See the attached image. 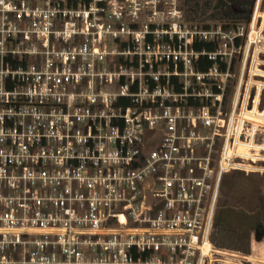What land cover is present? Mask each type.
Returning a JSON list of instances; mask_svg holds the SVG:
<instances>
[{
    "label": "built area",
    "instance_id": "obj_1",
    "mask_svg": "<svg viewBox=\"0 0 264 264\" xmlns=\"http://www.w3.org/2000/svg\"><path fill=\"white\" fill-rule=\"evenodd\" d=\"M260 5L0 0V264H264L211 241L222 177L247 172Z\"/></svg>",
    "mask_w": 264,
    "mask_h": 264
},
{
    "label": "rangeland",
    "instance_id": "obj_2",
    "mask_svg": "<svg viewBox=\"0 0 264 264\" xmlns=\"http://www.w3.org/2000/svg\"><path fill=\"white\" fill-rule=\"evenodd\" d=\"M261 5L258 11V16L256 18V26L260 28L263 35V41L259 45V49L261 50L260 55L258 56L257 64L255 66L250 67V72L255 75H260L259 78L253 77L252 81L257 80L264 87V0H260ZM197 22V21H195ZM212 21H204L200 23H206ZM238 70H239V62L235 60L233 67V75L230 90V97L233 93V87L235 88L234 83L238 78ZM253 83V82H252ZM249 100L244 113V129H246L245 144L242 153L247 157L246 161V169L247 172H236L230 171L226 173L221 180L219 195L217 198L216 206H215V217L217 214L221 212V206H223L224 202H228L230 205V211H235L237 213H242L244 216H248L250 212L261 215V219H264L262 216V207L264 206V90L262 91L258 105L255 108H252V95L254 93L253 88H249ZM264 89V88H263ZM228 113L229 108L228 105L223 110ZM251 128L255 129V135L251 138L250 131ZM244 140V139H242ZM235 176H239L237 181V187L233 190L230 188H223V185L230 184L235 181ZM250 216V217H251ZM249 217V216H248ZM242 216H235L231 214L229 216L230 226L233 234L223 235L219 232V226H216L212 230V237H214L215 241L219 244H215L218 247H222L224 249L240 252L242 254L251 255L253 258L260 260H264V237L259 238L261 232H254V226L256 220L254 217L249 221L246 219H241ZM233 219V220H231ZM243 220L245 222H243ZM264 228V227H263ZM255 235H258V241L255 239ZM248 238V239H247ZM222 244V245H220Z\"/></svg>",
    "mask_w": 264,
    "mask_h": 264
},
{
    "label": "trees",
    "instance_id": "obj_3",
    "mask_svg": "<svg viewBox=\"0 0 264 264\" xmlns=\"http://www.w3.org/2000/svg\"><path fill=\"white\" fill-rule=\"evenodd\" d=\"M254 0H181V9L184 11L185 17L188 21H197V22H204V21H212V22H229L231 24L237 23H248L251 15V11L253 8ZM208 50L211 48L206 46ZM208 65V64H207ZM239 176H235V181L231 182L230 184L223 185V188H230L233 190L237 187V179ZM228 202H224L223 206H221V212L217 214V217H213V228L219 226V232L221 234L230 235V233H234L231 229L229 216L231 214L235 216H242L241 219H246V221H250L253 217L256 220L254 226V232H261L259 238L264 237V219H261V215L250 212L251 215L247 217L244 216L242 213H237L235 211H230ZM262 216H264V206L262 207ZM251 216V217H250ZM233 220V219H231ZM243 222H245L243 220ZM233 228V227H232ZM255 239L258 241V235H255ZM212 237V235H211ZM248 239V238H247ZM213 243H217L215 238L211 239ZM219 244V243H217ZM222 245V244H220Z\"/></svg>",
    "mask_w": 264,
    "mask_h": 264
},
{
    "label": "crops",
    "instance_id": "obj_4",
    "mask_svg": "<svg viewBox=\"0 0 264 264\" xmlns=\"http://www.w3.org/2000/svg\"><path fill=\"white\" fill-rule=\"evenodd\" d=\"M251 256V255H250Z\"/></svg>",
    "mask_w": 264,
    "mask_h": 264
}]
</instances>
